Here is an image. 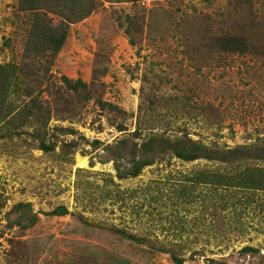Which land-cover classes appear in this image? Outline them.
<instances>
[{
    "label": "rangeland",
    "instance_id": "obj_1",
    "mask_svg": "<svg viewBox=\"0 0 264 264\" xmlns=\"http://www.w3.org/2000/svg\"><path fill=\"white\" fill-rule=\"evenodd\" d=\"M0 70V264H264V0H0Z\"/></svg>",
    "mask_w": 264,
    "mask_h": 264
},
{
    "label": "trees",
    "instance_id": "obj_2",
    "mask_svg": "<svg viewBox=\"0 0 264 264\" xmlns=\"http://www.w3.org/2000/svg\"><path fill=\"white\" fill-rule=\"evenodd\" d=\"M36 37H44V40H46V46L44 48H42L43 52H49V53H55L57 50H59V48L61 47L62 43L65 40V34H64V30H60L58 32H55L53 30H51V28H46L45 31L41 32V35L38 34L39 33V28H37L36 30ZM232 48H235L234 46H232ZM235 51V50H233ZM39 52V50H38ZM41 56V55H40ZM4 70V69H3ZM2 70H0V109H1V97L7 92V90L10 87V84L7 82L6 78L4 77V73L2 72ZM62 81H64V83L70 87V89L72 90H77V86H80L82 88L85 87V84H83V82L81 81H76L75 83L71 84L70 81L67 78L62 77L61 78ZM16 90V88H15ZM167 144L168 142L165 141ZM163 142V144H166ZM169 146V144H168ZM250 147H245L243 148L245 151V153H242L243 158H247V159H260V157L257 156V154H259L261 152V149H257V147H254L252 149H247ZM168 149V147L166 148ZM197 150H201V151H207L204 149H196ZM242 150V149H241ZM241 150H236V151H229L228 153L220 156L218 154L217 158L221 161H224L225 159H231L232 157H235V155H237L238 153L242 152ZM203 156V155H202ZM220 156V157H219ZM242 156H239L237 158H241ZM208 157V156H206ZM209 158V157H208ZM216 157H210V159L212 160H218ZM242 158V159H243ZM186 159L188 160V157H186ZM195 158H190V160H193ZM242 167H239V169H241ZM262 171H259L258 169L255 168H243L241 172H237L234 176H230L229 178H224L225 183L224 185L227 186H233V187H237V188H243V189H255V190H264V175L261 174ZM137 175V169L131 174V176H136ZM209 177V176H207ZM207 182H211L210 180L206 181ZM213 182V181H212ZM215 183H219V182H213ZM219 185V184H216ZM67 211L65 210L64 207L60 206L58 208H56L54 211H52L50 213V215H64L66 214ZM173 260L177 263L180 264V261L177 260L176 258H173Z\"/></svg>",
    "mask_w": 264,
    "mask_h": 264
}]
</instances>
